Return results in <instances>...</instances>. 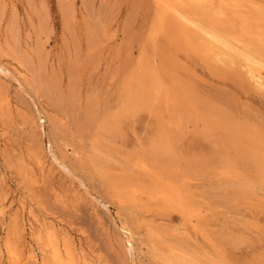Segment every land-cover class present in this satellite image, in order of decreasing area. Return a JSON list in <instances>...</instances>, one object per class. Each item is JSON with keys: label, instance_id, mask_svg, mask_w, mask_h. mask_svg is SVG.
Listing matches in <instances>:
<instances>
[{"label": "rangeland", "instance_id": "rangeland-1", "mask_svg": "<svg viewBox=\"0 0 264 264\" xmlns=\"http://www.w3.org/2000/svg\"><path fill=\"white\" fill-rule=\"evenodd\" d=\"M203 38L264 66V0H0V264H264V165L236 157L264 158V86ZM156 129L220 164L170 188Z\"/></svg>", "mask_w": 264, "mask_h": 264}, {"label": "bare ground", "instance_id": "bare-ground-1", "mask_svg": "<svg viewBox=\"0 0 264 264\" xmlns=\"http://www.w3.org/2000/svg\"><path fill=\"white\" fill-rule=\"evenodd\" d=\"M201 49L203 50V53L207 58L213 59L216 62H220L224 66H226L225 64L238 66L240 70L244 71L245 75L248 77L247 79H249V82L252 81L251 83H253L254 88L257 87L259 89L261 87L260 89H262V87L264 86V66L253 61V60L248 59L246 56H244V54L235 50L234 48H232L228 44L220 42V41L218 43L217 40L214 38H208V39L203 38L201 40ZM217 64H219V63H217ZM228 66H226V67H228ZM127 88H124V90ZM133 88H134V90H133ZM132 90L134 93L132 100L131 99L129 100L127 98L126 93L128 90L126 91L125 94H124L125 91L124 92L121 91L122 96L120 97L121 98L119 100L120 102H118V106H119L118 112H117L118 114H117L116 118L113 119L112 123H114L116 121L115 124H118V122L121 121V119L123 117H125L127 119L128 117L134 116L137 113H139V112H137V108L140 109L139 108L140 106H138L139 104L135 105V103H138L140 101L139 99L142 100V103L144 100H146L145 98L147 95H144V92L146 91V89H144L143 87L139 88V87L133 86ZM261 91H263V90H261ZM128 94H130V96H131V92ZM147 101H148V99H147ZM148 106H150V105L148 104ZM172 114L176 115V111L174 110L172 112ZM90 119H91V117H90ZM88 121H89V119H88ZM183 125H185V123ZM183 125H182V127L184 128ZM102 129H103V132L111 139H114L116 136H118V133H117L118 131H116L114 128L112 129L111 127H109V122H106ZM201 130H203V129H201ZM237 134H239V133H237ZM241 141L242 142L239 143L240 151H239V154L236 156L237 160H239V161L241 160V163L244 161H247V162L249 161L253 165H255V168H259L262 165H264V162H263L264 158H261L260 154L255 153L254 151H252L249 148L247 140L242 139ZM178 142H179L178 139H175L170 133L166 132L165 130H161V131L157 130V132H155V131L152 132L150 139H148L146 142L145 164L147 165V167L152 169V171H154L159 177L162 176V177L167 178L168 179L167 181H172V184L169 186L170 188H173L177 184H181V183H182V185H185L184 182L187 183L188 181H190L191 179H194V178L208 179L207 177L210 176V174L208 175V172L210 171L211 167L213 165H216L215 164L216 162L219 164H220V162H218V160H213L210 158H207V160H203V161L196 160L195 158L193 159L191 157V155L188 153L189 151L186 153V155H185V153H180V151H178V149H177L178 148V146H177ZM256 151H258V150H256ZM220 160H222V159H220ZM224 160H225V158H224ZM97 162H99V161H97ZM225 162H227V161H225ZM98 164H96V165H98ZM244 164H246V163L244 162ZM252 164H251V166H252ZM100 165H101V169H102L101 172L104 173L105 176H108L107 170L103 169L104 167H106L104 162L100 163ZM243 166L245 168V165H243ZM123 167H124V168H122V170L124 169L123 174H124V177H126L125 179L127 181H142V180L151 181V179H152V177H151V179H149L148 177H150V176L142 174L141 172H138V170L134 169L135 163H132V161L129 159L124 162ZM251 168H253V167H251ZM253 174H254V172H253ZM256 174H258V173H256ZM256 174H255V176H256ZM262 177H264V176H262ZM109 179H110V177H109ZM113 179L116 180L117 178H113ZM121 179H122V177H121ZM203 181H205V180H203ZM258 182H259V180H258ZM252 183H254V182H252ZM244 184H247V183H244ZM248 184H251V183H248ZM259 186H261V185H259ZM166 188H168V187H166ZM234 190H235V188H234ZM248 191H250V190H248ZM151 234H153V233H151ZM149 236H150V234H149ZM25 258H27V257H25ZM34 261H35V259H34Z\"/></svg>", "mask_w": 264, "mask_h": 264}]
</instances>
